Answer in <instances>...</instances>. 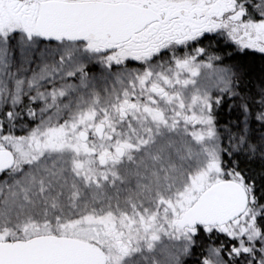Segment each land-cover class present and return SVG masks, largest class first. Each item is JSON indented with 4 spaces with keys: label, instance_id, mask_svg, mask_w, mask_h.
<instances>
[{
    "label": "snow or ice",
    "instance_id": "snow-or-ice-1",
    "mask_svg": "<svg viewBox=\"0 0 264 264\" xmlns=\"http://www.w3.org/2000/svg\"><path fill=\"white\" fill-rule=\"evenodd\" d=\"M0 264H264V0H0Z\"/></svg>",
    "mask_w": 264,
    "mask_h": 264
}]
</instances>
